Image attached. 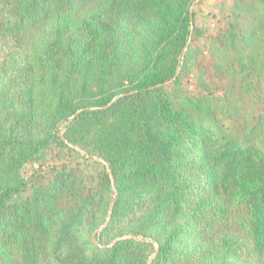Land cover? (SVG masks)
Masks as SVG:
<instances>
[{"label": "trees", "instance_id": "16d2710c", "mask_svg": "<svg viewBox=\"0 0 264 264\" xmlns=\"http://www.w3.org/2000/svg\"><path fill=\"white\" fill-rule=\"evenodd\" d=\"M193 1L0 0V264H167L187 218L213 208L229 219L242 205L247 247L264 259V109L238 135L210 99L174 108L165 92L193 36ZM43 27L48 38L29 47ZM256 27L240 41L264 42ZM54 142L104 163L98 189L61 168L22 196V166Z\"/></svg>", "mask_w": 264, "mask_h": 264}, {"label": "rangeland", "instance_id": "374dc122", "mask_svg": "<svg viewBox=\"0 0 264 264\" xmlns=\"http://www.w3.org/2000/svg\"><path fill=\"white\" fill-rule=\"evenodd\" d=\"M258 1H193L194 31L187 55L181 62L179 78L165 88L174 108L202 97V100L210 99L208 104L227 131L239 135L254 125L256 115L264 109V42L261 33L255 38L257 42L240 41V36L249 35L252 27L260 29V22H264V15L258 19L254 11ZM244 3L248 5L246 13L243 12ZM230 31L237 36L236 48L231 44ZM48 36V28L43 27L34 31L33 37L26 42L31 47L38 40L36 38L47 39ZM119 43L116 45L120 49L126 45L121 40ZM138 45L133 46L135 58L140 49ZM4 59L0 53V64ZM41 91L42 95H36L38 109L47 104L45 90ZM76 149L80 150L77 152L54 142L40 159L25 163L20 171L27 183L22 196L48 184L61 168L76 171L84 189H98L106 169L104 163L96 156L85 154L79 146ZM212 209L202 208L200 214L187 218V224L183 225L186 231L170 253L167 264H219L222 257L225 264H264V259L251 255L243 232L245 226L238 222L247 214L245 205L234 206L229 219H222ZM182 223L185 224V218Z\"/></svg>", "mask_w": 264, "mask_h": 264}]
</instances>
